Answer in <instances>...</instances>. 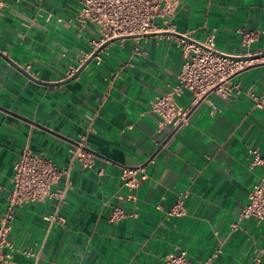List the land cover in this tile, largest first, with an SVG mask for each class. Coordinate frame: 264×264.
<instances>
[{
  "label": "crops",
  "instance_id": "0c3cea01",
  "mask_svg": "<svg viewBox=\"0 0 264 264\" xmlns=\"http://www.w3.org/2000/svg\"><path fill=\"white\" fill-rule=\"evenodd\" d=\"M4 3L0 212L24 147L52 158L70 182L57 221L45 219L49 200L17 209L6 264H164L180 250L193 263L217 254L214 264H249L262 251L264 264V220L243 219L230 232L263 174L250 166L247 149L264 157V58L231 77L226 97L210 92L194 102L184 90L177 101L190 108L187 120L159 126L150 103L176 83L186 40L163 30L113 42L71 79L99 37L96 24L73 23L80 0ZM172 21L196 40L214 34L220 51H264V0H180ZM240 30L255 32L248 48ZM81 134L94 153L90 167L70 153ZM139 167L146 178L130 189L123 174ZM184 191L186 214L165 216ZM115 207L131 216L110 222Z\"/></svg>",
  "mask_w": 264,
  "mask_h": 264
},
{
  "label": "built area",
  "instance_id": "2783aa9c",
  "mask_svg": "<svg viewBox=\"0 0 264 264\" xmlns=\"http://www.w3.org/2000/svg\"><path fill=\"white\" fill-rule=\"evenodd\" d=\"M179 1L80 0L79 8L72 21L78 27H83L88 22L99 27V37L90 41L92 54L103 43L113 38L143 36L163 30L179 33L172 21ZM4 6V0H0V15ZM157 20H160V23H157ZM240 32L241 44L248 48L255 40V32L244 30H240ZM179 34L187 36L185 33ZM123 40L119 39L118 41L122 42ZM196 41L198 44L183 41L182 50L185 61L177 76L176 83L167 94L156 97L150 103L151 110L160 116L159 126L164 124L177 126L187 120L190 108H183L177 101L184 90L191 92L194 102L210 92H216L226 97L233 90L230 83L231 77L245 66L258 60H243L239 57L259 52L228 53L216 49L214 34H209L204 40ZM97 57L98 54L94 58ZM74 71L75 69L71 70L69 76ZM250 97L254 107H263L261 97L255 94H250ZM247 151L250 155V166L262 168L263 174L253 183L248 193V200L238 212L237 219L230 223V232L238 230L240 228L239 223L243 219L253 217L257 222L264 220V157L257 149L248 148ZM70 153L82 166H91L94 153L87 146L84 134L79 136L74 147L70 149ZM137 170L140 171L139 177L136 175ZM67 177L68 171L59 167L52 158L36 154L28 147L22 148L13 163L10 189L4 209L0 212V264H6L11 253L15 250V245L8 235L17 209L32 202L49 200L52 211L45 216V219L51 222L57 221L58 211L65 200L67 190L70 188ZM145 178L146 174L141 167L127 168L123 174V184L134 189L138 186L139 180ZM187 195V192H181L177 201L165 211V216L180 217L185 215ZM129 216L131 214L115 207L109 216V221L115 222ZM262 253L260 251L254 256L249 264H263ZM216 255L213 254L205 260L193 263L186 256V252L180 250L175 253H168L163 261L164 264H214Z\"/></svg>",
  "mask_w": 264,
  "mask_h": 264
},
{
  "label": "water",
  "instance_id": "95a60500",
  "mask_svg": "<svg viewBox=\"0 0 264 264\" xmlns=\"http://www.w3.org/2000/svg\"><path fill=\"white\" fill-rule=\"evenodd\" d=\"M169 33H172L173 35H175V36H178V37H180V38H182V39H184V40H186V41H189V42H192V43H195V44H198V42L195 40V39H193V38H190V37H188V36H184V35H182V34H179V33H173V32H169ZM155 33H150V34H145V35H143V36H126V37H124V38H113V39H110V40H108V41H106L105 43H103L100 47H98L92 54H90V56L85 60V62L77 69V71L70 77L71 79L73 78V77H75L76 75H78L79 74V72L90 62V61H92V59L105 47V46H107V45H109V44H111V43H113V42H116V41H118L119 39H132V38H136V37H148V36H152V35H154ZM239 58H241V59H243V60H256V59H261V58H264V51H262V52H259V53H255V54H251V55H248V56H244V55H242V56H240ZM250 65H254V63L253 64H250ZM26 76H28L29 78H30V76H29V74H27L26 73ZM68 81V80H67ZM65 82V81H64ZM64 82H62V83H64ZM40 83H42V82H40Z\"/></svg>",
  "mask_w": 264,
  "mask_h": 264
}]
</instances>
